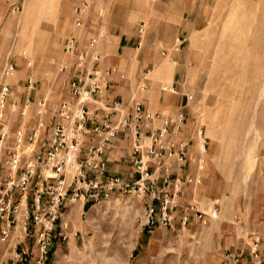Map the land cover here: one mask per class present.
Listing matches in <instances>:
<instances>
[{"label":"rangeland","instance_id":"1","mask_svg":"<svg viewBox=\"0 0 264 264\" xmlns=\"http://www.w3.org/2000/svg\"><path fill=\"white\" fill-rule=\"evenodd\" d=\"M76 1L0 0V73L7 61L15 68L5 78L15 101L14 110L8 106L11 137L21 124L28 78L35 91L26 118L32 117L35 96L54 103L68 96V75L58 67L65 60L64 40L77 32ZM172 1L97 0L93 9H103L107 18L113 14L124 32L134 24L136 34L141 22L148 26L141 49L134 50V80L145 76L157 89L173 82L185 97L192 96L184 112L201 130L204 170L202 183L182 202L206 211L218 197L220 215L207 224L138 232L134 217L146 203L136 197L115 193L84 213L76 202L74 216L89 221V231H81L70 246L54 244L42 260L34 257L37 246L26 242L18 247L32 254L22 264H218L229 249L245 259L254 236L263 237L264 247V0H188L196 2L197 25L178 51L161 54L170 45L160 36L168 32L163 17L176 13ZM11 256L12 246L0 241V264H11Z\"/></svg>","mask_w":264,"mask_h":264},{"label":"built area","instance_id":"2","mask_svg":"<svg viewBox=\"0 0 264 264\" xmlns=\"http://www.w3.org/2000/svg\"><path fill=\"white\" fill-rule=\"evenodd\" d=\"M96 1L73 4L77 32L64 40L65 60L58 67L68 75V96L56 103L43 96L33 100L34 112L26 118L35 85L28 78L25 108L19 110L21 124L12 137L8 106L14 110L15 101L10 99L5 78L14 74L13 63L7 61L0 73V241L12 246L11 264L31 258L32 252L18 247L26 242L37 246L34 257L42 260L54 244L76 235L67 214L76 202L96 205L115 193L136 197L146 203L134 217L138 232L175 224L185 227L192 222L207 224L221 213L218 197L206 211L196 203L182 202L188 187L202 183L204 170L205 145H201L202 155L193 159L190 141L183 135L184 108L192 96L186 95L185 106L174 113L150 111L134 96L127 102L116 98L113 77L125 80L126 76L115 65H103L100 44L105 36V11L93 9ZM144 32L142 25L138 46ZM184 40L178 36L170 49L178 51ZM144 87L142 82L139 88ZM162 89L177 92L174 86ZM122 139L128 147L121 161L115 160ZM194 160L195 172L190 174ZM113 161L121 164L119 171L111 170ZM262 240L254 236L247 243L245 259L229 249L218 264H264Z\"/></svg>","mask_w":264,"mask_h":264},{"label":"crops","instance_id":"3","mask_svg":"<svg viewBox=\"0 0 264 264\" xmlns=\"http://www.w3.org/2000/svg\"><path fill=\"white\" fill-rule=\"evenodd\" d=\"M170 5L173 7L172 9L176 10V13H170L163 17L166 21V24L163 22L162 26L166 25L168 32L164 33L163 36H160V40L165 44H170L168 48H165V50H171L170 48L175 43V39L178 36H181L185 39L187 37V33L197 25L196 23L198 21V19L193 16L196 2L189 3L188 0H174L170 2ZM120 21L121 20L114 17L113 14H111L108 18L107 15L104 16L103 31L105 36L100 44V51L104 57L103 65H115L121 71H123L126 76L125 80H120L116 76L113 77V95L124 102H127L131 96L137 97L143 103L144 107L150 111H167L169 113H174L178 109L184 107L186 97L178 89L176 93H170L167 90H163L162 87L157 89L156 87L152 86V84H148V79L145 76H141L138 81L134 80V75L130 73V68L132 65H134V50L139 51L141 49L148 26L145 22H141L137 26L135 34L134 24L131 26L130 32H124V27L120 25ZM168 21H170V23H168ZM142 25L144 26L145 32L143 34L142 44L138 46V41L140 38L138 34V28ZM149 32H151L150 28ZM142 82L145 83V87L143 89L139 88V85ZM173 86L177 88L173 82L166 85V87ZM34 91L35 90H32L29 95L31 96ZM24 96H26V94ZM39 97H41V95L35 96L33 100H36ZM183 135L190 141L189 154L193 159H197L199 155H202L200 151L202 142H198V130L196 127L193 128V125L188 122V118ZM127 147V141L125 139L120 140V148L114 154L113 158L115 160L121 161L122 157L125 155ZM195 164V160L190 163V168L188 169L190 174L195 172ZM110 168L112 171H119L121 164L113 161L110 163ZM194 191L195 188H187V194H190ZM183 198L184 197H182V199ZM93 206L94 205H91L90 203H81L79 204V209L82 213H84L89 211ZM73 210L74 208L71 206L67 209V214L71 227L74 230H77V234H70L69 240L67 242H61L67 243L69 246L71 243L78 241L79 233L81 231H89V228L91 227L89 221L83 222L77 220L74 216Z\"/></svg>","mask_w":264,"mask_h":264}]
</instances>
